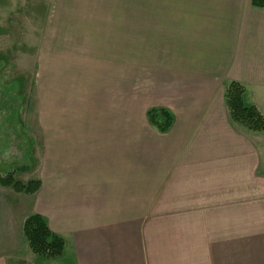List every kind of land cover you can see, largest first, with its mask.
Listing matches in <instances>:
<instances>
[{"label":"crops","instance_id":"1","mask_svg":"<svg viewBox=\"0 0 264 264\" xmlns=\"http://www.w3.org/2000/svg\"><path fill=\"white\" fill-rule=\"evenodd\" d=\"M51 3L38 203L1 195L0 264L38 259L24 234L32 213L65 239L45 264H264V132L235 125L225 102L235 80L264 114V8ZM152 108L171 113L169 131L150 122Z\"/></svg>","mask_w":264,"mask_h":264},{"label":"rangeland","instance_id":"2","mask_svg":"<svg viewBox=\"0 0 264 264\" xmlns=\"http://www.w3.org/2000/svg\"><path fill=\"white\" fill-rule=\"evenodd\" d=\"M51 1L0 0V174L14 172L24 183L40 178L43 145L36 87L40 39ZM128 3L136 6V0ZM145 6L151 7L152 0H145ZM13 192L12 187H0L2 198ZM35 194L24 199L36 206ZM37 258L33 264L46 263Z\"/></svg>","mask_w":264,"mask_h":264},{"label":"trees","instance_id":"3","mask_svg":"<svg viewBox=\"0 0 264 264\" xmlns=\"http://www.w3.org/2000/svg\"><path fill=\"white\" fill-rule=\"evenodd\" d=\"M252 5L264 8V0H252ZM246 86L231 80L225 86V102L228 106L232 122L250 132H264V114L260 108L247 103ZM150 122L162 133L169 131L173 124L171 113L165 108H152L148 112ZM0 185L12 187L18 193L35 194L41 187L40 179H32L26 183L16 179L14 172L0 174ZM24 234L30 249L45 260L61 257L65 250V239L54 232L47 220L40 213H32L24 222Z\"/></svg>","mask_w":264,"mask_h":264}]
</instances>
